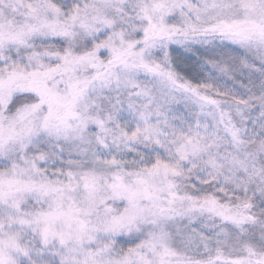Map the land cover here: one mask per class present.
I'll return each mask as SVG.
<instances>
[{"label":"snow or ice","instance_id":"1","mask_svg":"<svg viewBox=\"0 0 264 264\" xmlns=\"http://www.w3.org/2000/svg\"><path fill=\"white\" fill-rule=\"evenodd\" d=\"M0 264H264V0H0Z\"/></svg>","mask_w":264,"mask_h":264}]
</instances>
